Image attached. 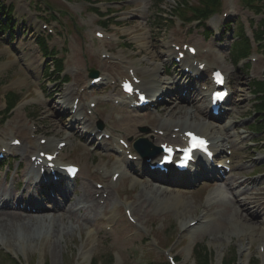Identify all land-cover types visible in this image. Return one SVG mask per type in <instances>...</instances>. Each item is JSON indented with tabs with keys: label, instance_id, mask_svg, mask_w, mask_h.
I'll return each mask as SVG.
<instances>
[{
	"label": "rangeland",
	"instance_id": "374dc122",
	"mask_svg": "<svg viewBox=\"0 0 264 264\" xmlns=\"http://www.w3.org/2000/svg\"><path fill=\"white\" fill-rule=\"evenodd\" d=\"M50 1V0H49ZM53 1V0H51ZM51 3V2H50ZM170 2L169 0H165L163 3V8H169L170 7ZM132 6H126L124 7V9H126V11L130 14V17L127 19L128 23L130 22L131 25H125L126 27H121L117 30V33L122 34L125 33L126 29H128V39L131 40V42L134 43V39H136V37H134V33H132L131 31L135 28L138 27L140 28V32L146 33L147 29H142L143 26L145 25V22L150 19V21H152V11L154 9V4H152L150 11L146 14L142 13L140 11V6L139 4H137V1L132 2L131 4ZM120 6V4L118 5V7ZM82 7V6H81ZM81 7H79V5L76 8V11H79L81 9ZM122 13V12H121ZM119 13V15L121 16L122 14ZM240 16H242V19L244 21V23L246 24L247 19L251 18V14L244 10L241 9L240 11ZM257 20V18H256ZM177 27V26H176ZM167 30H165V28H163L161 31H155L152 30L153 33L155 34V37H153V42H155V47H154V53H155V58H157L158 55H160L163 52V47L165 45V43L167 42L168 36L172 33V31L174 29H172L171 27H169L168 25H166ZM193 28V27H191ZM190 28V29H191ZM68 31L69 32H73L71 26H68ZM75 36V32L72 33ZM188 39L189 40H201V37L198 36L197 31L196 32H190V34L188 35ZM138 43V42H137ZM139 44V43H138ZM77 46V43L73 44V43H69L67 45V49L69 52V55L71 53V50L73 47ZM0 48H2V46L0 45ZM140 49H142L140 47ZM88 53V61H86L84 64H86L88 67L92 66L93 62L96 63V69H98L100 66L99 63V59L97 57L93 58L91 56L90 52ZM68 56H66V60L68 59ZM16 57V55L13 53L12 56H8V58H13ZM259 61L257 63V65L255 67H252V69H250L248 71V73H242V71H238V73L235 76V79L239 81V86L237 87L240 91L239 96L237 97L236 101H239L238 104L235 107V111L239 110V112L245 111L247 109H249L250 105H251V100L252 98L248 99V92H249V87L247 85V83L249 82V80L251 79L252 76H256L257 78H262L263 74H264V57L259 55ZM143 58H146V56L144 54L140 55L139 60H142ZM51 64V62H48V65ZM27 66V62L25 63L24 61L20 60L19 66L15 67L13 69V73L15 74L14 76H26L25 73V68L22 69V66ZM12 73V72H11ZM5 76V75H4ZM43 79H40V82H42ZM37 76H35L33 73L30 74V79H29V84H31V88H30V92L34 94L33 91V87L35 86L38 87L39 85L37 84ZM109 91H112V89L110 88ZM0 105H3L2 100L0 101ZM43 107H45V104L43 105ZM44 111L40 112V114H42ZM49 114V113H46ZM241 114V113H240ZM53 117H51L49 120H51L49 123L53 124ZM56 120V119H54ZM47 131V130H45ZM236 149L238 150H242L244 149L243 145H239L236 147ZM246 151H243L240 155L235 157V163L236 165H240L241 163L238 162L240 160H242L243 158H245ZM252 154L254 155V152H252ZM62 157L65 161H77L80 162L83 167L85 169H87V167H89V162L91 159V155H88V146H86V144L82 141H79V139L77 138H73L71 139L69 145L64 149L63 153H62ZM261 162H257V164H260ZM249 171H244L243 173H247ZM183 195H181V199L183 198L185 203H188L189 205V209L183 213H181V211H171L173 214L171 215L169 213V215L166 217L165 220V224L166 226H171V224L173 223L174 220L178 219V220H183V221H188V219L190 217H192L194 215V210L196 209V205L198 204L196 201L197 199V192H191V193H182ZM170 199H175V197L173 195L169 196ZM237 205V204H235ZM224 206V205H221ZM226 211L223 209V211H220L222 208L217 207V209L219 210L218 215L220 216L219 220L217 222H215L209 229H207L206 231L200 232L199 234L196 235V239L197 242H205L207 245H213L215 243V240L218 239L219 237L223 238L222 240L225 241L227 244H232V240L234 238V234L232 236H230L229 238L227 237L229 235L230 232H232L234 230V222H238L241 219V214L242 216L244 215L243 213H239L237 214V216L235 217L233 215V217L230 219L228 218L229 216H231V214H234L232 209L233 207L231 205H225L224 206ZM238 210L240 211L239 206L237 205ZM63 216L65 217V220H63L64 224L60 225V221L56 223L57 225V230L54 232L52 231L50 238L48 239V242L46 244V248L45 250H43L44 255L42 256L41 253L38 254V248H39V241L40 239L36 237V232L39 227L40 224H38V226H35L36 228H31L29 229V226H27V224H25L24 222L29 221V219H22V220H14L13 225L9 226L8 228L6 227H1L0 226V249H2L3 244L9 249L11 250V253L14 252V254H17L19 256H21L24 260V264H29L32 263V261L35 260V257H37V261L40 260V258H44V257H48L51 260V263H57L61 260V256L63 257V259H65V253L67 251H69L70 247L72 246V248L74 247V242H75V237L77 235V232L79 233V229H84L86 226L85 223H81V220L78 219V214H72V213H67L63 214ZM8 219H10L9 217H7ZM161 222L163 220L159 219ZM34 222V221H33ZM247 223H249V221H247ZM43 225V222H42ZM41 225V227H42ZM168 226V228H169ZM232 226V229H231ZM228 227V229H226ZM259 231L256 232L254 231V233L251 235L253 242H252V248L250 250V252L246 255H244V264H252L253 261H255V258L257 257V240L256 238L258 236H262L264 237V232L262 230H264V224H260L259 227L257 228ZM248 231V230H247ZM249 232V231H248ZM157 235V240L160 242L161 246H165L168 241H169V237L167 236V231H161L159 233L156 234ZM123 235H117L116 238H111V237H107L104 235H101V241H99L100 246L98 247L97 251L98 252H102V251H109V253L114 252L120 249L123 251L124 259L125 261H128L130 263L133 264H145L146 261L150 258L147 257V255H145L144 253H137L134 252L133 250H127L128 247L131 245L126 244L127 241L122 237ZM78 237V235H77ZM227 237V238H226ZM171 238V237H170ZM255 239V241H254ZM194 239L189 240L188 238H182V243H181V248L178 250V252H180V254L183 257L184 262L189 263V264H193V258H192V254H191V249L192 246L194 245ZM235 240V239H234ZM218 242V241H216ZM119 246V247H118ZM228 250H231V247L228 246ZM151 256L156 257L157 253L155 252V254H151ZM1 257V256H0ZM42 258L41 261L38 264L42 263Z\"/></svg>",
	"mask_w": 264,
	"mask_h": 264
},
{
	"label": "bare ground",
	"instance_id": "6f19581e",
	"mask_svg": "<svg viewBox=\"0 0 264 264\" xmlns=\"http://www.w3.org/2000/svg\"><path fill=\"white\" fill-rule=\"evenodd\" d=\"M151 60H153V59H151ZM160 69V66H158V65H155V64H152L151 65V68H150V71H149V75H150V77H155L156 76V74H157V71ZM151 84H154L153 85V87H152V91H154V92H156V90H157V87H156V85H155V83H157V79L156 80H153V81H151L150 82ZM160 89L158 88V91H159ZM179 99H181V100H183L182 99V97H180ZM185 102H188V100L186 99V100H184ZM66 102V100L63 102V103H65ZM200 110H201V107H200ZM194 120L192 119V120H189L188 121V123H194L193 124V126H196V123L195 122H193ZM202 131H207V130H209L210 129V127L207 125V124H202ZM185 203V201H184V199L182 198V199H180V201H179V203H177V206L179 205H182L183 206V204ZM187 207L186 206H184V210L186 209ZM181 210V213H183L184 212V210ZM60 220H62L61 218H59ZM11 221L12 220H7V221H1L0 220V226L1 227H6V228H8V226H9V224L11 223ZM31 224V225H30ZM37 224V223H36ZM38 224H39V222H38ZM55 224V223H54ZM28 225H30V226H34V223H31V222H29L28 224H27V226ZM227 238V237H226Z\"/></svg>",
	"mask_w": 264,
	"mask_h": 264
},
{
	"label": "snow or ice",
	"instance_id": "6c2138e0",
	"mask_svg": "<svg viewBox=\"0 0 264 264\" xmlns=\"http://www.w3.org/2000/svg\"><path fill=\"white\" fill-rule=\"evenodd\" d=\"M217 76H219V73L216 74ZM126 87L128 88L129 91H131V87L126 85ZM221 94L220 93H217V96H220ZM193 140H196L195 137H193ZM199 143L202 145L203 144V141H199Z\"/></svg>",
	"mask_w": 264,
	"mask_h": 264
}]
</instances>
